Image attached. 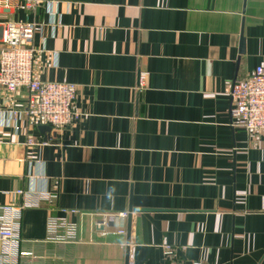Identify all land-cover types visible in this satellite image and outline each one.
Returning a JSON list of instances; mask_svg holds the SVG:
<instances>
[{"label":"crops","instance_id":"obj_1","mask_svg":"<svg viewBox=\"0 0 264 264\" xmlns=\"http://www.w3.org/2000/svg\"><path fill=\"white\" fill-rule=\"evenodd\" d=\"M8 22L38 26L42 82L77 87V119L47 142L11 116L27 91L0 93V206L57 196L23 211L19 264H126L127 243L129 264H264V138L233 126L229 97L264 66V0H16ZM63 209L82 242L46 241ZM122 212L124 236L90 242L101 214Z\"/></svg>","mask_w":264,"mask_h":264},{"label":"built area","instance_id":"obj_2","mask_svg":"<svg viewBox=\"0 0 264 264\" xmlns=\"http://www.w3.org/2000/svg\"><path fill=\"white\" fill-rule=\"evenodd\" d=\"M40 0H24L25 8L35 10ZM53 16V3L47 2ZM16 7V0H0V11ZM38 31L35 24L8 22L0 32V93H15L26 90L28 95L25 108L13 111L14 120L24 116L30 126H49L56 132L62 131L77 119L75 104L77 87L66 82H42L34 72L35 49L32 41ZM229 97L232 102L233 126L244 130L255 138H264V66H259L246 78L235 80ZM33 140L28 146H34ZM12 202L0 206V264H19L22 257L30 256L21 250V220L23 211L42 204H52L57 196L47 192L17 190L11 194ZM75 210H61V215L49 216L46 223V241L57 244L82 242L81 226L69 216ZM129 212L101 214L92 224L90 242L104 239L109 231L126 234ZM97 242V241H96ZM129 259H133L136 246L126 244ZM164 256L174 257V250L164 246ZM181 264H202L196 261Z\"/></svg>","mask_w":264,"mask_h":264},{"label":"water","instance_id":"obj_3","mask_svg":"<svg viewBox=\"0 0 264 264\" xmlns=\"http://www.w3.org/2000/svg\"><path fill=\"white\" fill-rule=\"evenodd\" d=\"M242 49L244 46V39H242ZM243 51V50H242ZM39 131L41 132V134L45 137L44 141L47 142L52 134V128L49 126H39ZM135 212H141V210H134ZM132 212V211H131ZM129 219V218H128ZM129 233V230H128ZM126 264H129V249H126Z\"/></svg>","mask_w":264,"mask_h":264}]
</instances>
